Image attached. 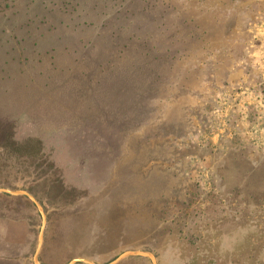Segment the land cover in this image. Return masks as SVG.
Returning a JSON list of instances; mask_svg holds the SVG:
<instances>
[{
    "label": "rangeland",
    "instance_id": "1",
    "mask_svg": "<svg viewBox=\"0 0 264 264\" xmlns=\"http://www.w3.org/2000/svg\"><path fill=\"white\" fill-rule=\"evenodd\" d=\"M0 189V264H264V0H0Z\"/></svg>",
    "mask_w": 264,
    "mask_h": 264
},
{
    "label": "water",
    "instance_id": "2",
    "mask_svg": "<svg viewBox=\"0 0 264 264\" xmlns=\"http://www.w3.org/2000/svg\"><path fill=\"white\" fill-rule=\"evenodd\" d=\"M0 192L1 193H8L10 195H25V196L29 197L34 202V204L38 207L40 213L42 214L43 220H45V216H44V213H43L41 206L38 204V202L35 200V198L32 195H30L29 193H27L25 191H11V190H7V189H0ZM41 242H42V233H40L38 250H39V247L41 245ZM128 255L145 256V257L150 258L153 264H156V260L152 254H150L148 252H142V251H128V252L121 253L119 256H117L113 261L109 262L108 264H117L123 258H125ZM76 262L85 263V264H95L93 261L86 259V258H76V259L71 260L68 264H74ZM34 263L35 264H41L37 260V255H35V257H34Z\"/></svg>",
    "mask_w": 264,
    "mask_h": 264
}]
</instances>
